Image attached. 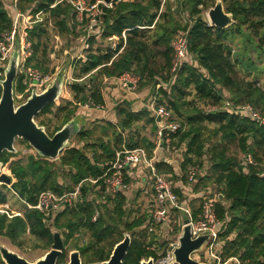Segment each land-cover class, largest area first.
I'll return each instance as SVG.
<instances>
[{
  "label": "trees",
  "instance_id": "16d2710c",
  "mask_svg": "<svg viewBox=\"0 0 264 264\" xmlns=\"http://www.w3.org/2000/svg\"><path fill=\"white\" fill-rule=\"evenodd\" d=\"M95 1L88 0L89 3ZM221 1L234 20L225 29L209 25L202 16L199 6L205 0H180L179 9L187 12L190 19L184 24L175 19L174 11L180 10H172L169 0L164 1L162 8L161 0H120L110 8L100 5V33L87 37L85 58L71 63L73 80L68 86L72 100L57 106L53 113L57 118L54 125L37 118L52 113L55 102L43 108L35 119L51 136L75 115L78 104L90 100L103 105L106 80L125 72L138 77V89L157 85L156 105H165L180 124L179 129L170 134V147H185L180 164L181 179L185 181L187 166H196L199 173L194 189L215 186L217 196L222 195L214 205L216 217L224 221L219 234L223 240L222 257L237 256L252 264H264V126L224 107L225 101L234 106L248 103L264 116V87L256 78L239 76L237 67L242 62L231 45L235 34L247 32L246 35L251 36V47L264 58V0ZM32 5L33 13L42 11L46 17L27 31L30 56L26 65L51 74L47 22L60 34L72 33L68 21L75 19L77 13L65 0H19L22 10ZM88 19L89 14L84 12L81 21L85 26ZM10 28L11 19L0 0V38ZM181 31H187L188 50L194 61L179 67L166 90L161 82H169L173 77L171 42ZM110 37H114L115 45L111 42L104 45ZM25 89L22 76L18 75L14 94ZM114 111L115 123L101 121L90 128L82 127L74 137L75 144L65 147L58 161L38 156L28 144L32 153L26 156L18 151L0 154L3 171L11 178L8 185L0 184V203L7 201L5 190H13L24 202L21 216L9 218L0 213V236L20 250L25 249L30 239L35 241L34 248L49 249L52 233L57 230L65 245L57 264L66 262V247L79 234L88 236L87 243L70 247L80 252L83 264L107 260L125 231L130 235V245L122 264H139L140 259L156 255L147 248L153 239L142 227L146 213L123 208L125 197L122 194L109 195L104 203L99 202L100 196L96 193H92L91 201L86 200L93 185L85 179L101 175L98 163L113 160L119 150L142 147L151 154L154 148V142L141 134L142 126H139L143 121L156 133L157 122L150 110L134 111L127 100H122L116 103ZM245 153L253 158V163L246 167L241 158ZM156 168L173 174L167 160L157 163ZM59 169L63 176L61 181H58ZM78 184L80 200L57 214L45 217L26 205L36 204L41 191L50 190L60 195L72 191ZM95 209L100 210V215L93 221ZM198 212L199 208H194V216ZM0 263L5 264L1 258Z\"/></svg>",
  "mask_w": 264,
  "mask_h": 264
},
{
  "label": "built area",
  "instance_id": "2783aa9c",
  "mask_svg": "<svg viewBox=\"0 0 264 264\" xmlns=\"http://www.w3.org/2000/svg\"><path fill=\"white\" fill-rule=\"evenodd\" d=\"M60 1L63 0H58V2ZM65 1L71 4L76 13L79 12L81 14L82 11H89V19L86 24L87 32L83 46L85 52L88 47L86 43L87 37L100 33L98 29L101 15L99 6L104 5L110 8L114 2L120 0H113L109 4H106L103 0H96L94 3H89L88 1L86 3L85 0ZM4 8L11 19V28L3 32L0 38V77L3 76L4 68L15 42H18L20 48L18 71L22 76L23 84L26 85V89L22 93H15L14 98H19L18 100H20L24 96V93L30 91L32 88L41 91L51 78L50 74H45L31 65H26V59L30 56V44L26 40L27 31L35 24L42 22L44 13L42 11L33 13V5L26 10H22L19 7V0H6ZM122 36L125 38L124 33ZM112 39L114 37L109 38V40ZM114 45L113 41L112 46ZM171 46L174 52V60L171 67L173 77L169 82H161L163 88L169 87L174 80L175 73L183 63H192L194 61L188 50L187 31L177 33L171 42ZM80 56L82 55L80 54ZM117 81L121 88L130 89L136 87L138 77L125 72L117 77ZM155 100V98H152L149 104L154 118H159L156 120L155 146L151 154H148L147 150L142 147L124 149L116 151L113 160L98 163V166L102 170L101 175L97 178L85 179L93 185V189L91 192H88L86 200H92V193L100 196V203L106 202L109 195L122 194L125 197V204L123 205V208H125L130 194L135 191L139 192L147 200L145 210L147 218L142 227L146 228L147 233L153 239V242L147 248L154 251L156 255L140 259L139 264L142 260H148L150 257L155 264H178L174 260L173 252L178 246V238L186 224L185 220L188 221L187 224L190 226L192 238H195L201 232H209L204 248L191 254V257L196 261L206 264H252L250 261H243L237 256L222 257L221 247L223 240L219 234L224 221L216 217L214 210L219 193L211 186L198 190L194 189L199 173L198 168L193 165L187 166L184 173L185 181L181 177L179 181H176L173 174L161 172L156 168L159 160L158 150L163 146L170 147V134L175 133L179 129L180 124L174 118L172 111L165 105H156ZM224 107L231 112L250 118L264 126V116L251 104L245 103L234 106L230 101H225ZM100 108H103L102 104H95L90 100L77 105L78 113L87 116L91 114L93 109ZM163 129L167 131L163 133ZM241 158L242 165L245 167L253 163L250 153L242 154ZM177 184L180 185L177 186ZM176 187H179L183 197L187 198V200L200 199L199 212L195 216L189 205L182 202L179 198L175 191ZM12 192L16 195L13 190ZM80 195V184L76 185L72 191L64 192L60 195L50 190H45L38 194L36 204L26 205L29 208L39 210L46 217L51 214H57L67 207L74 206L80 200ZM0 213L5 214L9 218L14 215H22L20 212L12 210L8 205L0 208ZM99 215L100 210L95 209L91 219L94 221Z\"/></svg>",
  "mask_w": 264,
  "mask_h": 264
},
{
  "label": "water",
  "instance_id": "95a60500",
  "mask_svg": "<svg viewBox=\"0 0 264 264\" xmlns=\"http://www.w3.org/2000/svg\"><path fill=\"white\" fill-rule=\"evenodd\" d=\"M109 4L113 0H103ZM207 17L209 25L219 29L229 27L233 22L232 14L226 12L221 0L208 10ZM20 64V48L18 42L10 53L3 71V78L0 79V154L4 151L16 153V139L25 141L33 151L40 157L58 161L61 151L68 146L69 140L76 135L84 126L87 115L78 113L64 123L51 136L46 132L43 125L38 124L35 116L47 105L55 102L61 91L65 66H62L55 77L41 91L32 89L25 100L15 104L14 81L17 77ZM159 118L157 117L156 120ZM167 130L163 129V133ZM10 176L3 171V162L0 161V183L9 184ZM221 194L219 198H221ZM185 220V226L178 238V246L174 249V260L178 264H206L198 262L191 257L195 251H201L208 240L209 232L204 231L195 238L191 237L190 226ZM130 245L129 233H123V238L117 242L109 258L105 261L91 262L87 264H122L128 247ZM64 240L59 231L52 233V244L49 250L34 262L27 260L18 252L0 245V258L5 264H57L58 257L64 252ZM67 264H83L80 252L77 249L71 250L68 254ZM140 264H155L150 257L142 260ZM172 264V263H169Z\"/></svg>",
  "mask_w": 264,
  "mask_h": 264
},
{
  "label": "rangeland",
  "instance_id": "374dc122",
  "mask_svg": "<svg viewBox=\"0 0 264 264\" xmlns=\"http://www.w3.org/2000/svg\"><path fill=\"white\" fill-rule=\"evenodd\" d=\"M88 0H85L87 3ZM217 0H205V3L199 8L202 9L201 13L202 16L209 22L208 17H207V12L208 10L215 4ZM172 6V10L179 9L178 3L180 0H169ZM164 0H161V8L163 7ZM74 9V8H73ZM180 10V9H179ZM84 12H87L89 14V11H82L81 14L77 12L75 19L71 18L68 21V26H69V31L72 30V33H66V34H60L57 32V29L55 26H53L50 21L47 22L48 28H49V45L51 50L49 51V58H50V63H49V69H53V73L50 74V80L55 77L56 73L60 70L62 66H65V75L63 77V83H62V91L58 97V99L55 101V105L52 107V113L50 114H44L39 116L37 119L39 121L44 120L50 122L51 125H54L57 122L56 116H54V112H56L57 106L65 103L67 93H70L68 83L73 80L72 74L69 73V66L72 63L73 59H84L86 56V53L83 50L84 42L85 40V35L87 32V27L85 24L81 21L82 20V15ZM175 12V19L180 23L184 24L186 21H189V17L186 14L187 12H181L180 11H174ZM42 21L46 17V15L43 14L42 16ZM247 34V32H246ZM238 35L235 34L232 37V49L234 51V54H238L239 59L241 60V64H238V69H239V76L244 77L246 79H254L256 78L258 81V84L261 87H264V58L259 56L256 51L251 47L252 43L249 41L251 39L250 34L248 35ZM231 37V36H230ZM80 54L82 56H80ZM82 57V58H81ZM20 75V72L18 71L17 77ZM16 77V78H17ZM48 82V83H49ZM47 83V84H48ZM46 84V85H47ZM35 89V88H32ZM31 89V90H32ZM30 91H27L24 93V96L20 98V100L15 98V104H19L25 100L27 97L26 95L30 94ZM36 90V89H35ZM37 91V90H36ZM39 92V91H37ZM26 96V97H25ZM72 96V95H71ZM158 96V95H157ZM15 97V94H14ZM139 126H142L141 129V134L145 136L147 139L154 141L155 140V132H153L152 127L150 124H144L143 121L139 123ZM51 128V127H50ZM85 128V126L83 127ZM98 133V132H96ZM75 135L69 140V144H75ZM68 144V145H69ZM15 147L18 152H21L26 156L27 154L32 153V149L27 147V143H25L21 139H16L15 141ZM170 149V152L166 151V149L163 150L164 155L166 156H172L174 158L173 153L175 150ZM89 152V150H87ZM173 151V152H171ZM170 156V157H171ZM175 159V158H174ZM176 161V159L174 160ZM174 165V164H173ZM8 174V172H7ZM63 180V176L61 174V169H59V174H58V181ZM1 184V183H0ZM215 190V186H211ZM8 188V187H7ZM6 191L7 194V201L4 203H0V208H3L4 206L8 205L12 210H15L17 212H20L22 214L23 208H24V203L18 199V197L13 194L12 191ZM146 202L141 194L137 191L132 192L130 194L129 199L127 200V203L125 205L126 210H133V213L139 212L142 213L146 210ZM195 209L200 208V200H195L193 204ZM126 233V231L124 232ZM128 233V232H127ZM81 234L73 237V239L70 241V246H73L72 244H86L88 241V236L85 234L84 237L80 236ZM38 243V242H37ZM26 247L24 250H20L14 245L10 243V241L5 238L0 236V245H4L8 247L11 250H14L18 252L20 255L25 257L27 260L34 262L40 257H42L49 249H42L40 247L34 248L33 245L35 244V241L33 239L27 240L26 241ZM66 247V262L62 264H67L68 261V254L73 247ZM2 264V263H0Z\"/></svg>",
  "mask_w": 264,
  "mask_h": 264
},
{
  "label": "crops",
  "instance_id": "0c3cea01",
  "mask_svg": "<svg viewBox=\"0 0 264 264\" xmlns=\"http://www.w3.org/2000/svg\"><path fill=\"white\" fill-rule=\"evenodd\" d=\"M5 2H6V0H3V4H5ZM113 41H115V40L112 39L110 41L108 40V42L105 41L104 45H108L109 42L112 43ZM83 42H84V40H83ZM69 69H70L69 73L72 74L73 69H72L71 64L69 66ZM157 88H158V86L156 85L155 88H152L151 86H146V87H143L141 89H138L137 87H132L130 89H124L118 85L117 78H110V79L106 80L105 86L103 88V98H104L103 108L92 110L91 114L87 117V120L84 124L85 128H90V127H92V125L94 123H99L101 121H110V122L115 123L116 122V115H115L114 107H115L117 102L122 101V100H127L130 103L131 109L134 111H137V110H140L143 108L150 110V108H149L150 100L152 98L156 99L158 97L157 96L158 95ZM165 89L168 90V88H165ZM66 99L72 100V96L69 93H67ZM78 112H79V110H76L75 114H78ZM164 149H166V151L170 152V149L167 148L166 146H163L162 148H160L158 150L159 151L158 163L161 162L162 160L169 161L170 165L173 168V175H175L174 180L179 181L180 177L182 175V171H181V167H180V164L182 161V152L185 149V147L182 145L181 147H179V149L178 148L174 149L175 150L174 152L171 151V152L175 153L174 158L176 159V161H174L175 159L171 155H170L171 157L164 155V153H163ZM178 185H180V184H177V186ZM215 190H216V188H215ZM175 191L178 194L179 198L182 200V202L187 203L193 212L194 201L195 200L198 201L200 199L194 198L191 200H187V198L183 197V194H182L181 190L179 189V187H176ZM144 213H145V211H144ZM147 235L150 237V235L148 233H147ZM152 235H154V234H152Z\"/></svg>",
  "mask_w": 264,
  "mask_h": 264
}]
</instances>
